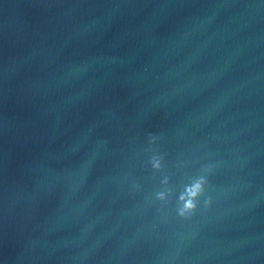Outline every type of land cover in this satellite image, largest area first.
<instances>
[{
  "label": "water",
  "instance_id": "1",
  "mask_svg": "<svg viewBox=\"0 0 264 264\" xmlns=\"http://www.w3.org/2000/svg\"><path fill=\"white\" fill-rule=\"evenodd\" d=\"M0 264H264V0H0Z\"/></svg>",
  "mask_w": 264,
  "mask_h": 264
},
{
  "label": "clouds",
  "instance_id": "2",
  "mask_svg": "<svg viewBox=\"0 0 264 264\" xmlns=\"http://www.w3.org/2000/svg\"><path fill=\"white\" fill-rule=\"evenodd\" d=\"M150 139L155 140L156 137L151 136ZM163 157H153L151 161L152 168L155 170L161 169V160ZM168 179L165 178L162 183L167 185ZM208 184V180L204 175L198 176L196 179L193 180L191 184H187L184 186L183 191L177 197V215L181 219H190L192 216L197 212L199 207V201L201 197L205 194V186ZM156 198L160 201L166 199V195L164 191H160L156 193ZM211 198H206L204 200V206L207 208L211 204Z\"/></svg>",
  "mask_w": 264,
  "mask_h": 264
}]
</instances>
